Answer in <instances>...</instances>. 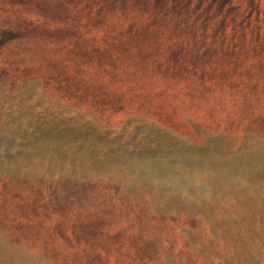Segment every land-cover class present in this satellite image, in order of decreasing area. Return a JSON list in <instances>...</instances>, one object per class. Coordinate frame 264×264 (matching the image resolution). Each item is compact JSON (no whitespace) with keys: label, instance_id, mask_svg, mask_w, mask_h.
Listing matches in <instances>:
<instances>
[{"label":"rangeland","instance_id":"374dc122","mask_svg":"<svg viewBox=\"0 0 264 264\" xmlns=\"http://www.w3.org/2000/svg\"><path fill=\"white\" fill-rule=\"evenodd\" d=\"M0 264H264V0H0Z\"/></svg>","mask_w":264,"mask_h":264}]
</instances>
